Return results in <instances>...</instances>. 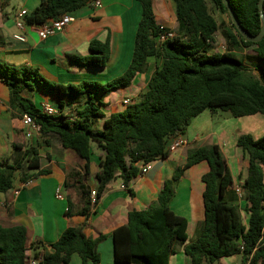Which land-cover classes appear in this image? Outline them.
Masks as SVG:
<instances>
[{
    "label": "trees",
    "instance_id": "obj_1",
    "mask_svg": "<svg viewBox=\"0 0 264 264\" xmlns=\"http://www.w3.org/2000/svg\"><path fill=\"white\" fill-rule=\"evenodd\" d=\"M93 0H40L28 13V24L40 25L63 14L71 15ZM141 6L131 61L122 75L108 81H82L61 84L43 77L37 70L15 67L0 61V83L10 97L39 126V136L53 135L61 147L74 156L65 169L63 191L67 202L66 216L88 218L102 196L106 185L118 177L125 190L144 165L165 158L171 140L184 134L191 121L204 112H227L233 118L260 115L264 119V35L258 43L245 41L233 27L221 0H174L177 33L158 44L156 38L165 32L156 24L151 0H135ZM207 1L225 14L232 31L224 37L228 51L212 50L219 25L208 9ZM242 28L256 36L261 27L257 4L259 0H228ZM264 16V2L262 6ZM251 48L258 59L252 69L237 57ZM87 56H71L72 64L102 69L110 55L109 40H91ZM150 58L160 61L144 91L121 106V111L105 118L101 108L113 92L127 88L138 74L144 73ZM256 72L257 77L253 74ZM35 85L57 100V113L44 114L31 100ZM74 104V105H73ZM62 111H68L62 113ZM102 119L100 130L94 120ZM103 152L97 183L96 200L91 203L88 182L90 175V144ZM247 161L246 175L239 191L245 201V221L240 209L225 203L223 193L233 184L230 170L217 145L188 150L185 161L177 166L164 182L156 200L143 211H131L127 223L111 233L115 264H169L179 246L189 264H215L241 256L240 264L264 263V134L255 139L243 134L236 140ZM24 164L0 163V193L13 186L17 173L25 183L48 174L40 169L34 149ZM206 162L208 172L201 177L203 221L192 241L187 242V220L175 215L169 205L174 187L191 166ZM26 171H36L27 174ZM103 236L85 238L83 226L66 228L50 248L52 252L33 260L38 264H69L73 254L82 264H99L96 245ZM34 249L26 244L22 226H0V264H29L25 251Z\"/></svg>",
    "mask_w": 264,
    "mask_h": 264
},
{
    "label": "crops",
    "instance_id": "obj_2",
    "mask_svg": "<svg viewBox=\"0 0 264 264\" xmlns=\"http://www.w3.org/2000/svg\"><path fill=\"white\" fill-rule=\"evenodd\" d=\"M99 1L100 7L86 5L72 13L70 16L73 21L61 32L41 40L34 27L27 26L22 31L25 41L18 42L12 39V35L18 33L14 25V15L19 10L31 13L39 6L40 0H0V61L15 67L37 70L43 77L64 85L82 81L103 84L122 75L131 61L141 6L135 0ZM151 2L156 24L175 35L177 22L174 0ZM91 40H109V59L100 71L76 66L69 60L71 56H87ZM159 65V60L150 58L144 73L138 74L129 87L111 93L105 99V106L101 108L105 118L111 113L121 111L123 99H134L144 91ZM51 97L36 86L30 96L38 108L42 104L50 106L47 102ZM53 99L57 103L54 97ZM54 111L57 112V109ZM66 112L68 111H62ZM22 114L20 107L11 100L7 87L0 83V163L25 166V161L31 157L26 151L34 149L39 158L40 169L48 171V174L30 180L31 183L20 188L19 193L15 195L14 191L22 184L20 174L17 173L12 188L0 193V226H22L25 229L26 244L34 246V249L25 251L29 260L35 255L41 257L50 254V245L59 239L66 228L82 225L85 238L95 240L99 236L104 237L96 245L99 264H115L111 233L127 223L129 212L143 211L156 200L164 182L170 179L175 168L185 161L188 150L211 145L219 147L233 178V184L224 191L222 200L237 206L242 220L245 221V201L241 195L235 193V188L241 185L245 178L247 161L241 150L236 147V140L243 134H250L255 139L264 134V119L260 115L233 118L224 117L219 111L202 113L191 121L184 134L179 135L185 141L183 146L169 151L165 158L152 163L145 175L132 179L129 186L131 194L116 177L106 185L88 218L79 215V206L75 207L74 215L68 218L63 182L65 169L74 154L63 149L56 136H39L32 133L28 137L21 121ZM102 122V119L94 120V127L100 130ZM90 148L91 178L87 185L92 191L97 188L94 175L99 171L98 163L103 152L95 143H91ZM207 172V163L199 162L186 169L174 187L169 207L175 215L187 220L186 243L192 241L203 221L204 184L201 177ZM25 173L34 174L36 171L25 170ZM57 189L62 191L61 200L55 196ZM240 261L241 256L235 255L215 264H240ZM69 264L82 262L78 255L73 254ZM134 264L143 263L139 261ZM169 264H189L181 246L170 258Z\"/></svg>",
    "mask_w": 264,
    "mask_h": 264
},
{
    "label": "built area",
    "instance_id": "obj_3",
    "mask_svg": "<svg viewBox=\"0 0 264 264\" xmlns=\"http://www.w3.org/2000/svg\"><path fill=\"white\" fill-rule=\"evenodd\" d=\"M87 5H90L93 7H100L101 4H100L99 0H93V1H90ZM27 15H28V12L26 10H19L14 15V25H15V28L18 30V33L12 35L13 40L18 41V42H24L25 36L22 33V31L27 26L34 27L35 32H36L37 36L39 37V39L44 40L48 37L55 35L57 32H61L66 26H68L73 21V19L71 18L70 15L63 14V15L55 18V19H49L47 22H45L43 24L32 25V24H28L25 21ZM173 36H174V33H172V32L162 33L156 38V42L158 44H160L163 41H165L166 39L172 38ZM214 45H215V43L213 42L212 47ZM130 103H131V99H129V98H125L121 101V104L123 106H126ZM40 109L44 114H46L48 116H54L57 113L50 106L45 105V104H42ZM21 121H22L23 126L26 128V135L28 137H30L32 133L39 135V133H40L39 132V126L36 125L28 115L22 114ZM184 144H185V141L178 135L176 138H174V140H172L170 142L168 149H169V151L175 150V149L183 146ZM150 168H151V164L142 166L140 169L139 176L145 175L150 170ZM30 183H31V181H27L25 183H22L21 186L14 191L15 195H17L19 193L20 188L28 186ZM235 193L239 196L241 195L240 191H239V186L235 188ZM55 196L58 200H61L62 199V191L60 189H57L55 191ZM89 197L91 199V203H94L96 200V190H92L90 192ZM29 264H38V261L31 259L29 261Z\"/></svg>",
    "mask_w": 264,
    "mask_h": 264
},
{
    "label": "rangeland",
    "instance_id": "obj_4",
    "mask_svg": "<svg viewBox=\"0 0 264 264\" xmlns=\"http://www.w3.org/2000/svg\"><path fill=\"white\" fill-rule=\"evenodd\" d=\"M208 4V9L210 11V13L213 15V17L215 18V20L217 21L218 25H219V29L217 32V35L214 38V43L215 45L212 47L211 52L214 51H218V52H225L228 51V45L227 42L225 40L224 37V32L226 30L228 31H232L229 23H228V19L225 16V14L221 13L219 10L215 9L212 4H210L207 1ZM168 32H171L168 30ZM173 33V32H172ZM237 57L239 59H241L245 66L249 69H252L254 67V65L257 64L258 59L254 56V54L251 52V48H247V49H243L241 52L237 53ZM89 69V68H88ZM103 69V68H102ZM102 69H95L96 71H100ZM91 71H94V69H91ZM253 74L257 77V73L253 72ZM36 87H39L37 85H35ZM42 91H46L43 88L39 87ZM47 104H49L51 106V108H53L54 110L57 109V103L55 102V100L53 99V97H51V99L48 100ZM220 114H222L224 117H231V115L227 112H222L219 111ZM94 144V143H92Z\"/></svg>",
    "mask_w": 264,
    "mask_h": 264
},
{
    "label": "water",
    "instance_id": "obj_5",
    "mask_svg": "<svg viewBox=\"0 0 264 264\" xmlns=\"http://www.w3.org/2000/svg\"><path fill=\"white\" fill-rule=\"evenodd\" d=\"M222 5L224 6V8L226 9V12L228 14V17L233 25V27L235 28V30L239 33V35L248 42L251 43H258L263 35H264V16L262 14V6H263V2L264 0H259L258 4H257V8H258V12L260 15V22H261V27H260V31L256 36H250L240 25L237 17L235 16L230 3L228 0H221Z\"/></svg>",
    "mask_w": 264,
    "mask_h": 264
}]
</instances>
